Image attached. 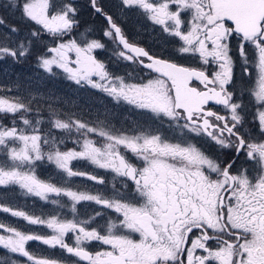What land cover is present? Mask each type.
Masks as SVG:
<instances>
[{"label":"snow or ice","instance_id":"6c2138e0","mask_svg":"<svg viewBox=\"0 0 264 264\" xmlns=\"http://www.w3.org/2000/svg\"><path fill=\"white\" fill-rule=\"evenodd\" d=\"M3 7L32 27L21 39V29L0 15V61L34 57L40 71L0 82V194L18 188L60 208L67 198L72 218L0 200V213L29 226L0 220V264H264V0H116V15L104 0H7ZM85 7L105 22L104 39L91 26L81 29ZM131 11L197 66L130 40L117 21ZM97 51L154 75L129 82ZM61 73L79 89L148 114L152 125L86 119L89 104L41 91ZM245 77L251 83L239 90ZM165 124L180 137L169 138ZM68 140L75 147L66 148ZM77 161L111 173L110 184L74 167ZM41 165L53 166L49 178L38 174ZM75 178L92 183L74 185ZM81 204L100 210L80 218ZM30 242L50 251L30 249Z\"/></svg>","mask_w":264,"mask_h":264},{"label":"flooded vegetation","instance_id":"af4514ba","mask_svg":"<svg viewBox=\"0 0 264 264\" xmlns=\"http://www.w3.org/2000/svg\"><path fill=\"white\" fill-rule=\"evenodd\" d=\"M79 3L86 5V0H79ZM104 3L107 7V10L113 15H116L117 10L114 7V5L116 4V0H104ZM80 20H81L82 30L87 26H91L95 29L99 38L104 39L101 35V30L103 29V27H105V22L100 17L94 16L91 13L90 9L85 7L82 10ZM117 22L121 24V26L125 30L130 40H135V42H137L139 45L143 46L147 50L155 54H160L161 52H163L168 58H171L180 64H184L188 66H197V61L195 58L188 57V56H180L178 53H176L175 47L177 45L171 42V38H168L166 37L165 34L161 33L158 26H154L151 24V22L147 21L141 16H138L135 11H131L123 15L122 18L119 19ZM233 47L235 48V41L233 42ZM109 48H111V45H109ZM109 54L110 56H112L111 52H108V55ZM96 55H98V59L105 61L108 64L109 70L113 69L111 70V72L119 76H124L126 79H128L131 82L133 81L141 82V78L146 79L148 75H154V74H148L147 70H141L136 65H130V64H127L126 62L116 63L115 57L113 56L112 57L109 56L108 59L103 58L102 52L100 53L97 52ZM233 55L237 61L236 67L234 68V73H236L238 76L239 71H240L239 58L235 52H233ZM249 55L251 57L252 53L250 52ZM250 83L251 81H249L248 78L245 77L244 82L238 84V89L242 90L246 88ZM104 97L106 96L104 95ZM245 103H247V97H245ZM105 108L106 110L108 109L107 106H105ZM249 108H251V105H249ZM115 110L118 111L120 115H123L125 112L128 113L126 115L131 119V121L129 122L130 126L135 125L137 122L144 123L146 125H152V121L150 120L148 114L141 113L139 110L134 109L130 105H127V104L116 105ZM249 115H251V111L249 112ZM100 119L103 120L105 118L101 117ZM119 122L120 120H116L117 126ZM162 130L165 132L167 136H169V138H179L180 137L179 130L169 128L167 124L163 126ZM194 142H196L197 144L205 148V150L209 151L210 153L214 155L217 154L213 146L202 142L200 138L198 137L194 138ZM64 146L68 149H71L75 147V144L71 140H68ZM73 166L74 167L78 166L81 170L95 172L98 175L104 176L106 181L109 182V184L112 180L111 173H107L104 170L95 169L92 165L87 164V162H84V161L73 162ZM46 169H47L46 165L45 167L41 165L40 167H38L37 172L41 177H48ZM52 170L54 172L53 166H52ZM91 183L92 182L81 180L80 178H75L74 180V185L91 184ZM96 187L103 188L104 186H96ZM4 191L5 190H0V193H3ZM35 198L37 197L23 195L18 188L14 190H9L7 197H4L2 194H0V200L8 199L10 203H14L16 206H18L17 204H19L18 206L19 208L29 213H35L37 215H41V214L48 215V214L58 213L63 218H68V219L72 218V213L69 211V208H68V205H70V202L67 200V198H63L62 200V203L65 205V207L63 208H60L58 205L50 204L49 207L45 206L44 209H41V206H40V204L43 203V201H41L40 199L35 201L34 200ZM53 199H59V198L53 197ZM77 207L80 210V218H86L87 215L94 214L96 210H100L99 206H96L94 204H87V205L81 204V205H78ZM109 215L115 218L114 213L109 212ZM0 220L10 221L14 225L20 226V227H25V228L29 227L25 224L24 221L17 220L16 218H12L8 216L7 214H3V213H0ZM31 227L32 229L40 230L41 233L49 232V230L45 228H38L36 226H31ZM70 236L71 234H69V237ZM37 244L39 245V248H38L39 252L47 254L50 251L49 249L46 248V246H43L39 244L38 242ZM89 247L91 250L95 251V250H98L100 246L93 244V245H90ZM57 253H58V250H57Z\"/></svg>","mask_w":264,"mask_h":264},{"label":"rangeland","instance_id":"374dc122","mask_svg":"<svg viewBox=\"0 0 264 264\" xmlns=\"http://www.w3.org/2000/svg\"><path fill=\"white\" fill-rule=\"evenodd\" d=\"M6 2L7 0H0V14L4 16L7 23L16 25L21 29L19 38L22 39L27 35L28 28L23 24L18 25V23H16V19L18 18V16L20 17V15L18 12L14 13L13 11L15 10L9 12L6 7H3V5L6 4ZM3 31H4L3 29H0V32ZM13 39L15 40L17 39V37L14 36ZM97 52L99 53L102 52L103 58L108 59V57L110 56V54L108 55V52L106 51H97ZM38 71L40 70L35 69L34 61L29 62V60H27L26 62L21 64H14L10 59L5 61H0V82H4L7 76L12 77L13 79L19 78L21 80H24L25 78H31L34 77ZM57 71L59 72V70ZM40 75L41 77H44L46 74L41 72ZM48 89L54 90L57 95L78 99L80 104H89L91 110L85 113L86 119L95 121L97 118L100 119L101 117H104L109 119L114 124H116V120H120V122L118 123V127L119 126L130 127L129 122L131 121V119L126 115L128 113L125 112L123 115H120V113L115 110L116 104H114L111 98L104 97L103 93H99L95 90L79 89L78 86L74 85L71 81L64 79L62 73L56 78H49L44 81V87L41 89V91H47ZM60 106L63 110L65 111L68 110V107L66 105L61 104ZM105 106L108 107L107 110ZM45 118H47L46 115ZM46 168H47L46 172L48 177H42V178H49L53 174L52 165H46ZM50 199H53V197H51ZM34 200L37 201L39 200V198H35ZM17 205L19 206V204ZM40 206L41 209H44L45 206L49 207L50 203H46L43 201V203H41ZM35 231H40V230H35ZM29 245H30V249L39 251L38 250L39 245L37 244V242H32Z\"/></svg>","mask_w":264,"mask_h":264},{"label":"trees","instance_id":"16d2710c","mask_svg":"<svg viewBox=\"0 0 264 264\" xmlns=\"http://www.w3.org/2000/svg\"><path fill=\"white\" fill-rule=\"evenodd\" d=\"M13 12L15 13V11H13ZM0 15H1V14H0ZM16 23H18V25H19V24H23V25H25L27 28L32 27V25H28V24L23 23V22L21 21V19H20L19 16H18V18L16 19ZM27 30H28V29H27ZM45 38L48 39L47 37H45ZM33 50H34V52H37V51H40L41 49H40V46H39V45H34V46H33ZM28 60H29V62H32V61H34V57H31V58H29ZM44 115L47 116L46 113H45ZM57 135H63V133H57ZM65 143H67V141H66ZM43 166L45 167V165H43ZM28 247L30 248V245H28ZM9 255L11 256V259H19V260H23L21 257H16V256L11 255V254H9ZM0 258H3V253H2V252H0ZM9 262H10V261H6V264H9Z\"/></svg>","mask_w":264,"mask_h":264}]
</instances>
